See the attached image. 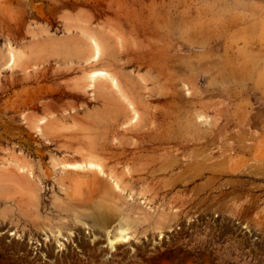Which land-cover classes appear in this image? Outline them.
Masks as SVG:
<instances>
[{"label":"rangeland","instance_id":"374dc122","mask_svg":"<svg viewBox=\"0 0 264 264\" xmlns=\"http://www.w3.org/2000/svg\"><path fill=\"white\" fill-rule=\"evenodd\" d=\"M0 179V264H264V0H0Z\"/></svg>","mask_w":264,"mask_h":264},{"label":"bare ground","instance_id":"6f19581e","mask_svg":"<svg viewBox=\"0 0 264 264\" xmlns=\"http://www.w3.org/2000/svg\"><path fill=\"white\" fill-rule=\"evenodd\" d=\"M90 151H89L90 154L87 152V154H89V155H87L86 158L87 157H89V158L93 157L94 158L95 156H98V154L96 155V153H95V151H96L95 148H91ZM93 162H94V160H93ZM89 163L92 164L91 160H89ZM93 165H96V163ZM101 169H103V168H101ZM10 173H12V172H10ZM3 174H5V172ZM84 174H86V173H84ZM6 175H10V174L7 172ZM12 175H13V173H12ZM19 175H20V173H19ZM22 175L25 177V174L22 173ZM102 175L103 174H98L97 172L90 171L88 174H86V176H88L89 178L85 177V179H80L78 177H74V178L69 177L67 180L69 182V185L64 189V192L66 194L65 196L67 197V200L64 202H58L57 201V202L52 203L53 204V207H51L52 210L58 211L57 214L59 215V214H62L63 212L75 213L74 210L77 207H86V208H89L93 211V216H94L96 214L103 215V214L108 213V211L118 209V207H116L115 199L113 198V196L116 194L115 193L116 191H115V189L110 188L109 184H108L109 180H111L110 178L115 180L116 176H113L110 174L109 178H104V176H102ZM14 176L16 177V175H14ZM29 176L30 175H28V177ZM7 178H6V180H8ZM31 178H32V176H31ZM10 180H13V178H11ZM25 182H22L21 180L14 181L15 187L18 185L17 188H14V189H18V187L22 186L24 191L20 190V192L22 191V193H23V194L20 193L21 196L18 197L19 199H21L20 201H18L19 199H15V201L14 200L13 201H14V203L17 204L18 208L23 212V214L25 216H28L29 214H37L38 215L40 201H39V194L36 191L38 189L39 184L35 181L34 178L33 179L27 178V183H25ZM4 184H6V183H4ZM12 184H13V182H12ZM61 184H64V183H61ZM72 185H73V188H72ZM116 185H117V183H116ZM3 186H2V188H3ZM5 186H8V185H5ZM8 188H9V186H8ZM8 188H6V189L9 190ZM6 189H4V190H6ZM83 189H84V191H83ZM87 189L90 192V195L88 197H87V195L85 196V192ZM15 191L17 192V190H15ZM6 194H8V193H6ZM12 194H14V193H12ZM1 197H3V196H1ZM10 197H13V196H10ZM24 198H25V200L22 201V199H24ZM23 202H25V204H23ZM21 204H23V205H21ZM29 216H31V215H29ZM77 216H78V214L75 215V217H77ZM122 238H124V237H122Z\"/></svg>","mask_w":264,"mask_h":264}]
</instances>
